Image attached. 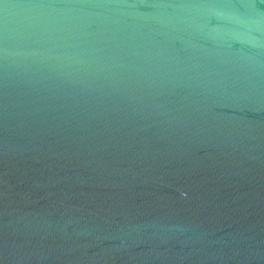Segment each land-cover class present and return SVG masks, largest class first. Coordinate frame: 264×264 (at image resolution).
Returning a JSON list of instances; mask_svg holds the SVG:
<instances>
[{"label":"water","instance_id":"1","mask_svg":"<svg viewBox=\"0 0 264 264\" xmlns=\"http://www.w3.org/2000/svg\"><path fill=\"white\" fill-rule=\"evenodd\" d=\"M0 264H264V0H0Z\"/></svg>","mask_w":264,"mask_h":264}]
</instances>
